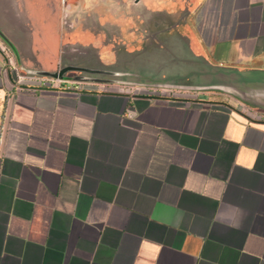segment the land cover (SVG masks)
Here are the masks:
<instances>
[{"label":"crops","instance_id":"0c3cea01","mask_svg":"<svg viewBox=\"0 0 264 264\" xmlns=\"http://www.w3.org/2000/svg\"><path fill=\"white\" fill-rule=\"evenodd\" d=\"M58 1H28L36 31ZM184 8L194 53L253 76L155 71ZM60 32L94 73L18 87L0 41V264H264V0H61Z\"/></svg>","mask_w":264,"mask_h":264},{"label":"water","instance_id":"95a60500","mask_svg":"<svg viewBox=\"0 0 264 264\" xmlns=\"http://www.w3.org/2000/svg\"><path fill=\"white\" fill-rule=\"evenodd\" d=\"M29 0H0V41L14 55L19 73L30 77L58 78L66 70H78L86 73H94L95 70L86 67H65L58 66L59 42L61 30V0L58 1V8L55 10L58 17L53 20L54 32L47 29L46 32L36 31L31 18L27 14V3ZM137 2L138 0H133ZM188 10L184 8L177 17L162 18L161 24L165 25L167 33L158 49L164 55V63H158V59H152L155 63L151 67L155 70H169L178 76H209L212 78H249L255 72H243L237 69L210 65L203 55L196 54L190 47L188 38H182L176 27L185 23V16ZM21 44L25 47H18ZM42 46L41 49H35ZM37 53V54H36ZM174 73V75H176ZM259 74V73H258ZM91 79V78H90ZM236 81V80H235ZM170 84L171 83H158ZM169 85V86H170ZM182 88L192 89L197 86L189 84L178 85ZM220 84L204 86L206 88H217ZM203 88V87H201Z\"/></svg>","mask_w":264,"mask_h":264},{"label":"built area","instance_id":"2783aa9c","mask_svg":"<svg viewBox=\"0 0 264 264\" xmlns=\"http://www.w3.org/2000/svg\"><path fill=\"white\" fill-rule=\"evenodd\" d=\"M15 74H14V82L19 87L20 84L23 83L24 80H30V79H36L38 81V84L40 86H46L48 87L51 82L57 81L58 83H61L63 80H59L58 78L51 79L46 77H30L25 76L17 70V67L13 66ZM67 84H70V86L76 90H82V91H98L101 89V84L98 82H90V81H68Z\"/></svg>","mask_w":264,"mask_h":264}]
</instances>
